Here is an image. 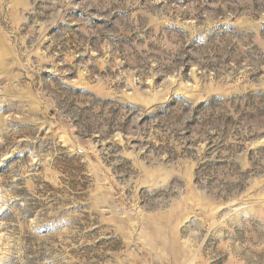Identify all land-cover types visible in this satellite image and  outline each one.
<instances>
[{"label": "rangeland", "instance_id": "374dc122", "mask_svg": "<svg viewBox=\"0 0 264 264\" xmlns=\"http://www.w3.org/2000/svg\"><path fill=\"white\" fill-rule=\"evenodd\" d=\"M0 264H264V0H0Z\"/></svg>", "mask_w": 264, "mask_h": 264}, {"label": "trees", "instance_id": "16d2710c", "mask_svg": "<svg viewBox=\"0 0 264 264\" xmlns=\"http://www.w3.org/2000/svg\"><path fill=\"white\" fill-rule=\"evenodd\" d=\"M216 98L217 99H220V97H217L216 96V97H214V98H212V99H210L208 101H205V102L200 103L199 108L195 109V112L197 113L198 112V109H200L204 105H210V104H212L214 102V100H217ZM228 119H231V117H228ZM189 122H193V120H190ZM187 133H191V130L188 129Z\"/></svg>", "mask_w": 264, "mask_h": 264}]
</instances>
